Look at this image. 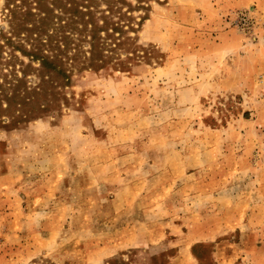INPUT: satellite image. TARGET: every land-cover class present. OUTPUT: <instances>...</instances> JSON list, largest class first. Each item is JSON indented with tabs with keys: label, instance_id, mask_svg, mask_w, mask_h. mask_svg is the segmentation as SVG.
<instances>
[{
	"label": "rangeland",
	"instance_id": "1",
	"mask_svg": "<svg viewBox=\"0 0 264 264\" xmlns=\"http://www.w3.org/2000/svg\"><path fill=\"white\" fill-rule=\"evenodd\" d=\"M208 231L264 264V0H0V264Z\"/></svg>",
	"mask_w": 264,
	"mask_h": 264
},
{
	"label": "crops",
	"instance_id": "2",
	"mask_svg": "<svg viewBox=\"0 0 264 264\" xmlns=\"http://www.w3.org/2000/svg\"><path fill=\"white\" fill-rule=\"evenodd\" d=\"M221 233L222 232L215 233L208 231V232H203L202 236H200L197 239H191L190 242H186L182 244L181 242L178 241L176 243L178 248H176L175 252L169 257V263L170 264H202L200 262V256L197 253L202 254L203 252L202 248L204 246L211 245L212 264H235V260L237 261L239 257L242 256L244 257L246 253H244L243 255L242 252H240L241 254H239L237 250H233V253L230 254L228 248L229 247L231 248L232 246L238 247L239 243H237L238 241H223L222 239H219ZM142 243H143L142 241L141 242L138 241V243L135 245L121 246V247L118 246V248H115V250L112 251L111 254L106 257L118 254L119 252H122L124 249H128L130 247L132 248L137 247ZM145 243L147 244L148 242L145 241ZM106 257L103 258L105 259Z\"/></svg>",
	"mask_w": 264,
	"mask_h": 264
},
{
	"label": "trees",
	"instance_id": "3",
	"mask_svg": "<svg viewBox=\"0 0 264 264\" xmlns=\"http://www.w3.org/2000/svg\"><path fill=\"white\" fill-rule=\"evenodd\" d=\"M43 0H38V4L41 6ZM16 12H12L13 15H15ZM28 13L25 14L27 16ZM95 24H92V38L94 37L93 34L95 33Z\"/></svg>",
	"mask_w": 264,
	"mask_h": 264
}]
</instances>
